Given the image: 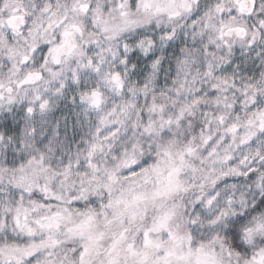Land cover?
<instances>
[{
  "label": "snow or ice",
  "instance_id": "1",
  "mask_svg": "<svg viewBox=\"0 0 264 264\" xmlns=\"http://www.w3.org/2000/svg\"><path fill=\"white\" fill-rule=\"evenodd\" d=\"M0 264H264V0H0Z\"/></svg>",
  "mask_w": 264,
  "mask_h": 264
}]
</instances>
